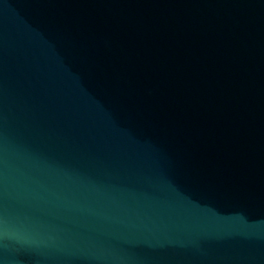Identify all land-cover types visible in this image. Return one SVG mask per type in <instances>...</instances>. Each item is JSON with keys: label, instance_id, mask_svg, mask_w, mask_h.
<instances>
[{"label": "water", "instance_id": "obj_1", "mask_svg": "<svg viewBox=\"0 0 264 264\" xmlns=\"http://www.w3.org/2000/svg\"><path fill=\"white\" fill-rule=\"evenodd\" d=\"M0 264H264V0H0Z\"/></svg>", "mask_w": 264, "mask_h": 264}]
</instances>
